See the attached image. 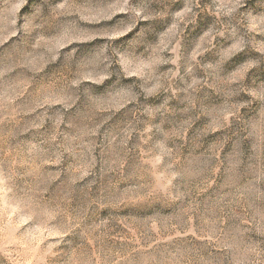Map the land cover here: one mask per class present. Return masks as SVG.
<instances>
[{"label":"rangeland","instance_id":"374dc122","mask_svg":"<svg viewBox=\"0 0 264 264\" xmlns=\"http://www.w3.org/2000/svg\"><path fill=\"white\" fill-rule=\"evenodd\" d=\"M0 264H264V0H0Z\"/></svg>","mask_w":264,"mask_h":264},{"label":"clouds","instance_id":"9594fccd","mask_svg":"<svg viewBox=\"0 0 264 264\" xmlns=\"http://www.w3.org/2000/svg\"><path fill=\"white\" fill-rule=\"evenodd\" d=\"M216 71H218V72L221 73L222 69H216ZM101 215H102V216H105V215H107V213H106V212H102Z\"/></svg>","mask_w":264,"mask_h":264}]
</instances>
